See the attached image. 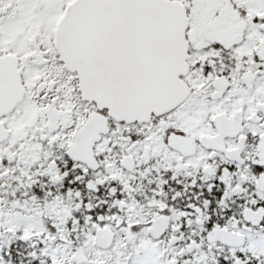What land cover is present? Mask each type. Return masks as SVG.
<instances>
[{"label": "snow or ice", "instance_id": "1", "mask_svg": "<svg viewBox=\"0 0 264 264\" xmlns=\"http://www.w3.org/2000/svg\"><path fill=\"white\" fill-rule=\"evenodd\" d=\"M0 264H264V0H0Z\"/></svg>", "mask_w": 264, "mask_h": 264}]
</instances>
